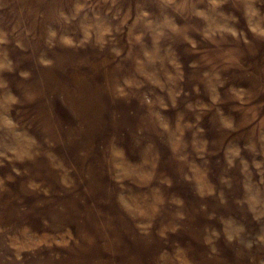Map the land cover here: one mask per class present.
I'll return each mask as SVG.
<instances>
[{
  "label": "rangeland",
  "instance_id": "rangeland-1",
  "mask_svg": "<svg viewBox=\"0 0 264 264\" xmlns=\"http://www.w3.org/2000/svg\"><path fill=\"white\" fill-rule=\"evenodd\" d=\"M0 264H264V0H0Z\"/></svg>",
  "mask_w": 264,
  "mask_h": 264
}]
</instances>
